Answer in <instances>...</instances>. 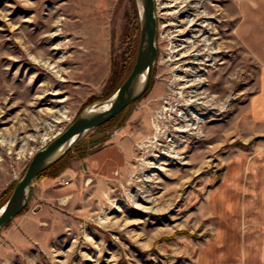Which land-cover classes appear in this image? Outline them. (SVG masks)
<instances>
[{
    "label": "rangeland",
    "instance_id": "374dc122",
    "mask_svg": "<svg viewBox=\"0 0 264 264\" xmlns=\"http://www.w3.org/2000/svg\"><path fill=\"white\" fill-rule=\"evenodd\" d=\"M243 1L155 0L147 91L67 152L42 194L33 180L0 229V264H264V65L244 46L264 27ZM136 11L131 0H0V203L38 150L111 96L113 75L118 87L126 78ZM117 138L123 164L96 169Z\"/></svg>",
    "mask_w": 264,
    "mask_h": 264
},
{
    "label": "water",
    "instance_id": "95a60500",
    "mask_svg": "<svg viewBox=\"0 0 264 264\" xmlns=\"http://www.w3.org/2000/svg\"><path fill=\"white\" fill-rule=\"evenodd\" d=\"M135 2L140 20V33L135 59L128 75L108 99L93 103L84 109L65 130L55 135L44 148L32 156L22 177L0 208V229L24 209L29 187L40 173L60 161L88 133L110 121L147 91L157 57L156 5L155 0ZM104 104L108 107L103 108Z\"/></svg>",
    "mask_w": 264,
    "mask_h": 264
},
{
    "label": "crops",
    "instance_id": "0c3cea01",
    "mask_svg": "<svg viewBox=\"0 0 264 264\" xmlns=\"http://www.w3.org/2000/svg\"><path fill=\"white\" fill-rule=\"evenodd\" d=\"M259 2V3H258ZM250 7L255 9H260V14L253 13V22L258 21V24L264 27V0H247L242 2V12H245V9H249ZM245 17V15H244ZM260 26V27H261ZM247 34L248 41H251V45H244L249 51L250 55L258 61L260 65H264V29L262 28L259 33H252V36ZM113 146H109L95 154L93 156L94 159V167L98 170H102L104 166L111 164L114 165V169L117 166L122 165L123 158L126 157L127 146L123 141L114 139L112 141ZM128 154V153H127ZM87 160V159H86ZM125 164L127 159L124 160ZM86 167V165H85ZM89 167V166H88ZM53 181L52 178L41 179L35 182L36 185V194H42V192L47 188L50 183Z\"/></svg>",
    "mask_w": 264,
    "mask_h": 264
},
{
    "label": "trees",
    "instance_id": "16d2710c",
    "mask_svg": "<svg viewBox=\"0 0 264 264\" xmlns=\"http://www.w3.org/2000/svg\"><path fill=\"white\" fill-rule=\"evenodd\" d=\"M132 2H133V5L135 6V10H136V4H135V0H131ZM136 13H137V11H136ZM133 59H135V58H133ZM133 62H134V60H132V62H131V65H130V68H129V71H130V69H131V67H132V65H133ZM116 76V75H115ZM114 75H113V78H110L109 79V84L112 82V84H113V86H112V91L110 92V94L109 95H112L115 91H116V89H117V87H118V84H116L117 82H119V81H117V77H115ZM123 112V111H122ZM122 112H120L119 114H117L115 117H113L110 121H108L107 123H105L104 125H102V126H105V125H110V124H112L114 121H116V119L120 116V114L122 113ZM102 126H100V127H98V128H96L95 130H99ZM77 147H78V145H76L73 149H72V151H77L78 149H77ZM68 153H70V152H68ZM67 153V154H68ZM67 154H65V156L67 155ZM65 156L60 160V161H58L57 163H55L53 166H51V167H49L47 170H45V171H43L42 173H40L35 179L38 181V180H41V179H46V178H52V179H55L59 174H60V172L64 169V167H65V165L63 164V161H64V158H65ZM80 158H83L84 156H85V153H79V155H78ZM9 196V195H8ZM7 198L8 197H6L4 200H2V202L0 203V205H2V203H4V201H6L7 200ZM2 199V196H0V200ZM21 213H22V211H21ZM21 213H19L18 215H20ZM17 215V216H18ZM8 224V223H7ZM6 224V225H7Z\"/></svg>",
    "mask_w": 264,
    "mask_h": 264
},
{
    "label": "flooded vegetation",
    "instance_id": "af4514ba",
    "mask_svg": "<svg viewBox=\"0 0 264 264\" xmlns=\"http://www.w3.org/2000/svg\"><path fill=\"white\" fill-rule=\"evenodd\" d=\"M187 47V49L189 48L190 49V45L188 46H186ZM185 87H190V85H186ZM190 101H192L193 102V100H190ZM161 103H163L164 105H166V104H172V102L171 101H168V98L166 99V100H162L161 99ZM174 103V102H173ZM175 103H176V101H175ZM188 104H190V102L188 101ZM176 105H178V108H180L179 107V105H180V102H177L176 103ZM158 128V127H157ZM192 129H198V127H192ZM175 130L176 131H178L179 132V130H183L184 132H182V131H180L181 133H185L186 132V130H184L183 128H179V127H177V128H175ZM156 139H157V137H156Z\"/></svg>",
    "mask_w": 264,
    "mask_h": 264
},
{
    "label": "bare ground",
    "instance_id": "6f19581e",
    "mask_svg": "<svg viewBox=\"0 0 264 264\" xmlns=\"http://www.w3.org/2000/svg\"><path fill=\"white\" fill-rule=\"evenodd\" d=\"M191 25V24H190ZM189 25V26H190ZM58 35V33L57 32H54L53 34H52V36H51V38L52 37H56ZM54 49L56 50V49H58V47H54ZM40 65H42V66H44V67H47V68H49L50 70L52 69H54V67L53 66H51L50 64H48L47 62H41L40 63ZM106 107H108V105L107 104H104L103 105V108H106ZM96 108V107H95ZM180 131H182V132H184L183 130H180ZM155 139H156V137H155ZM135 197H133L132 199H134Z\"/></svg>",
    "mask_w": 264,
    "mask_h": 264
},
{
    "label": "built area",
    "instance_id": "2783aa9c",
    "mask_svg": "<svg viewBox=\"0 0 264 264\" xmlns=\"http://www.w3.org/2000/svg\"><path fill=\"white\" fill-rule=\"evenodd\" d=\"M154 140H157V139H154ZM57 180L61 186H68L69 185V177L68 176L60 175L57 178Z\"/></svg>",
    "mask_w": 264,
    "mask_h": 264
}]
</instances>
